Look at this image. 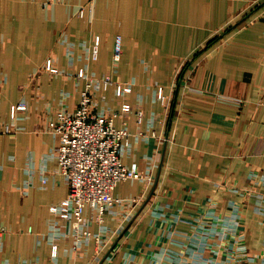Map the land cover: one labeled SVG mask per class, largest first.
I'll list each match as a JSON object with an SVG mask.
<instances>
[{"label":"crops","instance_id":"obj_1","mask_svg":"<svg viewBox=\"0 0 264 264\" xmlns=\"http://www.w3.org/2000/svg\"><path fill=\"white\" fill-rule=\"evenodd\" d=\"M89 81L145 175L80 228L50 124ZM0 229L6 264H264V0H0Z\"/></svg>","mask_w":264,"mask_h":264},{"label":"built area","instance_id":"obj_2","mask_svg":"<svg viewBox=\"0 0 264 264\" xmlns=\"http://www.w3.org/2000/svg\"><path fill=\"white\" fill-rule=\"evenodd\" d=\"M122 51L123 37L117 34L114 42V60H120ZM97 52L96 48L95 55ZM50 69L58 70L57 67ZM79 75H85L83 69ZM100 79L105 86L113 82L109 75ZM93 84L92 81L87 82L76 109H60L50 124V129L60 141L55 155L69 185L68 195L60 202L50 205V210L61 217H74L76 225L80 228L84 227L88 206L97 209L99 215H102L108 206L120 200L113 195L119 181L145 175L136 162L127 165L121 157L129 132L125 126L118 127L115 119L121 112L131 110L132 105L124 102L119 110L111 113L94 111ZM131 89L132 85L129 83H117L119 94ZM159 96L163 97L162 89ZM26 107L24 101H19L12 106V111L15 114L17 110ZM1 232L3 229H0ZM84 232L90 233L88 230ZM56 251L55 245L54 253ZM0 264L6 263L0 259Z\"/></svg>","mask_w":264,"mask_h":264},{"label":"trees","instance_id":"obj_3","mask_svg":"<svg viewBox=\"0 0 264 264\" xmlns=\"http://www.w3.org/2000/svg\"><path fill=\"white\" fill-rule=\"evenodd\" d=\"M215 40V38L214 39H212L209 43H212L213 41Z\"/></svg>","mask_w":264,"mask_h":264}]
</instances>
